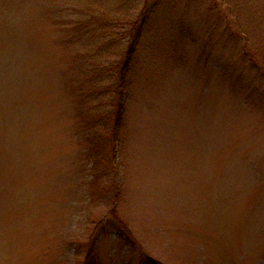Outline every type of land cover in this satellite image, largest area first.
I'll return each instance as SVG.
<instances>
[{"label":"rangeland","instance_id":"1","mask_svg":"<svg viewBox=\"0 0 264 264\" xmlns=\"http://www.w3.org/2000/svg\"><path fill=\"white\" fill-rule=\"evenodd\" d=\"M0 264H264V0H0Z\"/></svg>","mask_w":264,"mask_h":264},{"label":"trees","instance_id":"2","mask_svg":"<svg viewBox=\"0 0 264 264\" xmlns=\"http://www.w3.org/2000/svg\"><path fill=\"white\" fill-rule=\"evenodd\" d=\"M150 10H145L143 9L140 13H138V18H134L131 19L130 17H115L114 20L119 23V25L121 26V28H126L127 26H130L129 29V43L127 48L122 51L121 56H123V54L126 55V59L125 61L123 60L122 62H120L119 64V72L117 73L116 77V82H117V98H116V103H115V112L113 113V121L111 123V125L106 126V131H102L100 134H103L105 136H107V141H105V139L103 140L102 138L100 139V134L94 135V132H92L93 126L90 128L91 129V134L88 132L90 139L93 141H96L98 143H102L103 145L106 146L107 145L110 146L112 152L115 154V141L118 140L119 138V134L117 132V129L121 126L122 120H123V116H124V112H123V106H122V102L121 100L123 99V97L125 98L126 96V86H127V81H129L128 79V75H127V71L131 66V58L134 56L133 54L135 53V50L138 47V44L140 42V39L142 37L143 34V29H144V25L148 22L149 19V14ZM125 52V53H124ZM133 55V56H132ZM103 137V136H101ZM100 139V140H99ZM107 147V146H106Z\"/></svg>","mask_w":264,"mask_h":264}]
</instances>
